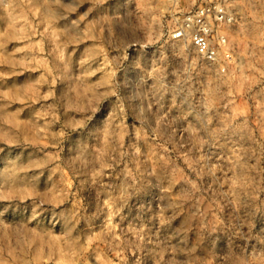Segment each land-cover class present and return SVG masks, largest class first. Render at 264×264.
<instances>
[{
  "label": "rangeland",
  "instance_id": "1",
  "mask_svg": "<svg viewBox=\"0 0 264 264\" xmlns=\"http://www.w3.org/2000/svg\"><path fill=\"white\" fill-rule=\"evenodd\" d=\"M231 5L211 66L169 0H0V264H264V0Z\"/></svg>",
  "mask_w": 264,
  "mask_h": 264
},
{
  "label": "built area",
  "instance_id": "2",
  "mask_svg": "<svg viewBox=\"0 0 264 264\" xmlns=\"http://www.w3.org/2000/svg\"><path fill=\"white\" fill-rule=\"evenodd\" d=\"M167 15L176 18L171 31L174 40L190 42L194 51L211 66L231 58L223 27L233 26L237 16L231 0H169ZM225 71V68H222Z\"/></svg>",
  "mask_w": 264,
  "mask_h": 264
}]
</instances>
